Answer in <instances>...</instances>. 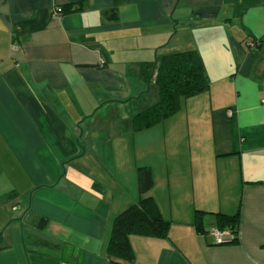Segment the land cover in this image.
<instances>
[{"label":"crops","instance_id":"1","mask_svg":"<svg viewBox=\"0 0 264 264\" xmlns=\"http://www.w3.org/2000/svg\"><path fill=\"white\" fill-rule=\"evenodd\" d=\"M189 49L209 89L133 131L158 99L133 72ZM140 144L170 226L131 235L130 264H264V0H0V264H108ZM195 211L205 231L238 212V243L199 234Z\"/></svg>","mask_w":264,"mask_h":264},{"label":"trees","instance_id":"2","mask_svg":"<svg viewBox=\"0 0 264 264\" xmlns=\"http://www.w3.org/2000/svg\"><path fill=\"white\" fill-rule=\"evenodd\" d=\"M80 9L79 4L74 8L70 4H65L61 11L64 13ZM108 13L105 12L106 15ZM108 19L116 20V13H111ZM133 74L146 83L153 79L158 91L157 101L132 115L131 126L135 132L165 121L180 110L184 99L203 93L210 87L204 61L194 49L165 54L152 63L141 62ZM136 186L137 202L126 207L113 221L106 244L108 264H130L133 261L131 235L165 238L168 234L170 222L162 216L153 198L147 195L153 186L149 167L140 166L136 169ZM203 216L204 212L195 211L194 227L199 234H207L210 230L203 229ZM215 216L218 221L215 229L230 230L234 238L229 243H238L239 213L234 215L219 213ZM45 223L46 219L40 218L38 227H44Z\"/></svg>","mask_w":264,"mask_h":264},{"label":"built area","instance_id":"3","mask_svg":"<svg viewBox=\"0 0 264 264\" xmlns=\"http://www.w3.org/2000/svg\"><path fill=\"white\" fill-rule=\"evenodd\" d=\"M61 8L57 7L56 8V14H61ZM247 45L251 48L254 49L259 45V41L258 40H253V41H249L247 43ZM228 114L230 115L231 113L228 112ZM209 235L213 236L214 238V242L216 244H226L229 243L233 238H234V234L228 230H217L215 228H211L208 232Z\"/></svg>","mask_w":264,"mask_h":264},{"label":"rangeland","instance_id":"4","mask_svg":"<svg viewBox=\"0 0 264 264\" xmlns=\"http://www.w3.org/2000/svg\"><path fill=\"white\" fill-rule=\"evenodd\" d=\"M152 87H153V85H151L150 86V95L151 94H153L152 92L153 91H151L152 90ZM191 140L192 141H194V140H196V128H193L192 126H191ZM138 141H141V139L139 138L138 139ZM141 144H140V146H138V149H137V158H138V160H137V168L138 167H140V165H142L141 163H143V162H140V158L143 156L142 154H143V150L141 151ZM141 154V155H140ZM157 155H154L153 157H156ZM132 165L133 164H131V167L128 165V164H126L125 166H123L121 169H122V174H123V170H125V173H126V178L125 177H122L121 179H122V181L124 182L123 183V187H126V188H129V185L130 184H128L129 182H128V176H130V171L132 170ZM104 174V176H105V178L108 180V182H109V185H112V180H110V174H107L106 173V171L103 173ZM117 177V176H116ZM106 183H107V181H106Z\"/></svg>","mask_w":264,"mask_h":264}]
</instances>
